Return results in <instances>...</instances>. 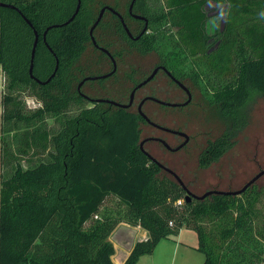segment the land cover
Masks as SVG:
<instances>
[{"label": "trees", "instance_id": "16d2710c", "mask_svg": "<svg viewBox=\"0 0 264 264\" xmlns=\"http://www.w3.org/2000/svg\"><path fill=\"white\" fill-rule=\"evenodd\" d=\"M103 1L79 0L75 17L62 24L73 13L76 0H0L17 8L0 7V74L6 83L2 124L7 132H15L16 153L25 157L23 167L10 149H2L0 264H112L114 250L108 238L113 222L105 217L93 220L109 196H115L148 234L146 241L133 245L122 264H138V258L150 255L159 241L183 228L195 233L203 264H264L263 191L248 199L241 197L249 190L239 196L216 195L186 203L184 191L166 178H156L159 168L139 150L142 121L136 113L95 104L69 115L70 108L88 104L73 87L82 75L77 64L90 44V24ZM205 1H164L166 21L176 29L186 55H200L208 72L224 79L232 71L236 46L248 50L235 65L233 85L215 90L208 100L210 107L218 109L226 130L198 156L200 168L214 163L230 146L226 141L236 134L231 125L239 131L245 126L252 97L264 99V25L244 27L243 21L264 0H224L228 16L221 28L214 27L212 47L205 33ZM128 2L120 14L129 29ZM132 12L150 21L144 0H134ZM51 25L58 26L47 30L42 39L43 30ZM97 25L96 30L109 29L108 36L99 38L94 30L93 38L115 58L122 60L133 45L143 53L148 50L144 34L132 41L111 13ZM33 31L37 42L29 78ZM55 60L57 70L50 81L37 83L47 80ZM192 80L196 84L198 76ZM23 95L32 97L40 108L22 110L18 99ZM47 119L57 127L48 128ZM17 123L22 129L16 133ZM42 154V159H32ZM181 198L183 206L177 210L174 203Z\"/></svg>", "mask_w": 264, "mask_h": 264}, {"label": "rangeland", "instance_id": "374dc122", "mask_svg": "<svg viewBox=\"0 0 264 264\" xmlns=\"http://www.w3.org/2000/svg\"><path fill=\"white\" fill-rule=\"evenodd\" d=\"M113 1L115 2L113 3ZM126 1L127 0H104L103 2L104 5H110L111 3L115 4L119 13H124V10H126ZM164 1L165 0H144V7H146L147 10L146 13L150 17V21L147 22V29L144 32V42L146 43L148 50L143 53L137 45H133L130 49H128L127 53L122 56V63L121 61L118 62V66L119 68H122V71L124 70L127 73L129 71L130 73L132 72V74H130V78L125 81H122L119 76H116L117 79L115 80H117L119 90L121 94L124 95L126 100L132 82L139 81L141 77H145L153 66L161 61H164L165 64L177 75L180 73L187 76L197 75L198 81L196 83V88L200 89L199 91L202 94V106L204 109L199 113L197 112L196 114H191L192 116L188 120L187 131L191 135L200 133V140L198 142L199 147L194 152L187 151V153L182 152L179 155L173 156L174 158H180L184 161L182 167H174V173L180 181L187 186L190 193L197 197L210 190L230 192L239 190L253 176H255L256 173L264 170V99L254 96L248 102L246 116L247 122L244 128L240 131L237 127L232 129V131H236V134L229 140L233 139L235 141L227 147L218 160L207 168H200L198 166L197 157L199 153L203 151L205 146L210 143V141L225 132L226 127L219 118L218 109L209 107L208 100H210V96L213 92H215V90L233 85L235 65L238 63L240 55L246 57L248 49L243 48V46L238 47L237 45L231 55L232 71L230 76L224 79L217 78L214 74L212 75L208 72L204 59L201 58L200 55L195 56L194 58L186 55L185 47L178 41L179 38L176 34V29L171 27L166 21L167 8L164 6ZM218 4L221 5L222 8H218ZM203 5L206 15L205 33L208 36L207 43L210 44V47H212L214 39H216V35L213 34L214 26L211 25L210 18L215 19L218 12L223 10L226 15L225 19L219 22V26L221 28L222 25L225 24L229 7L224 0L220 2L215 0H206ZM261 11H264V5L262 7H258L254 15H249L244 18V27L245 25L251 24H256L260 27L264 25V20L258 17V13ZM126 22L129 25V31L131 33L135 30H140L142 26L141 23L136 22L134 19L130 18V16L126 19ZM108 32L109 29L107 31L106 28H98L95 33L99 38L103 37L104 39L105 37L107 38ZM110 39L111 37L109 38V41ZM112 41L116 45L119 44L117 43L116 38H113ZM78 61L77 65L82 69V75H79L80 78L88 75H94L95 73L98 75L104 74L110 67L108 60H106L99 51L94 49L91 44L87 46L85 52L81 55ZM121 70L117 75H121ZM103 85L106 88L111 84L109 81L105 82ZM86 87L87 85L82 88L83 93L88 92ZM5 88L6 83H3L0 74V157L2 158V149H10L13 153V158L21 161L22 166L25 167V164L22 163L25 157L16 153V141H14L13 136L15 132H7L6 128L2 124L1 100L2 95L5 92ZM23 96L18 99L22 110L25 112H32L40 108L39 103H37L32 97L26 95ZM100 96H104V94H101ZM151 106L152 105L150 103H146L143 106L142 110L145 115L148 114ZM89 107V104H79L78 106L70 108L68 112L69 115H74L77 113L78 109ZM132 110L135 112V107ZM181 121V116L178 117L173 111H169L166 119H163L164 123L168 125L170 124L171 126H176V124L180 125V123H182ZM45 124L48 128L57 127L51 119H47ZM16 128L19 130L16 131V133L20 132L22 124L17 123ZM145 128L146 127H144L141 123V131L145 130ZM142 137L143 134L140 132L139 138ZM29 155L30 154L26 156V160L30 158ZM150 155H152V153ZM43 157V154L36 155L32 159L35 161L42 159ZM167 167L171 170L173 165L170 164V166ZM1 170L0 165V176ZM5 170L8 171L9 168H6ZM156 178L159 180L166 178L170 182H174L172 177H169L162 172L157 174ZM256 191L264 192V176L259 178L253 187L247 191V193L242 195L241 199H248L252 197ZM184 196L185 194L182 195V198H184ZM263 203L264 201H261V205ZM181 212L182 211H180V213ZM98 213V219L105 217L113 222L114 228L111 234L120 224L126 225L130 228L138 227L141 229L135 224L133 214L129 213L127 208L115 196L107 197L102 203ZM93 220L96 221L95 219ZM111 247L113 246L111 245Z\"/></svg>", "mask_w": 264, "mask_h": 264}, {"label": "flooded vegetation", "instance_id": "af4514ba", "mask_svg": "<svg viewBox=\"0 0 264 264\" xmlns=\"http://www.w3.org/2000/svg\"><path fill=\"white\" fill-rule=\"evenodd\" d=\"M102 6H104V5H102ZM106 6H108V5H106ZM109 6L111 8H113L111 5H109ZM100 7H99V9H100ZM109 13L113 14L111 11H104L102 16L109 14ZM127 14L129 15L128 10H127ZM130 18H132V17L130 16ZM132 19H134V18H132ZM134 20L136 22H139L142 24V21L137 20V19H134ZM97 26L93 29V32H92L93 37H94V30H96ZM142 27H143V24H142L140 30L142 29ZM140 30H138V31L135 30L131 34L133 36H136L140 32ZM137 39H132V41H137ZM94 42L96 43L95 39H94ZM90 44L94 49L99 51L98 48H96L95 46L92 45V43H90ZM96 45L98 47H101L97 43H96ZM101 48H103V47H101ZM101 54L103 55V57L106 60H108L109 66H110L109 70L104 74L98 75L95 73L94 75H88L85 77H81L74 84L73 92L75 93V95H78L80 98L85 100L89 105L104 104V105H107L108 107H110L111 109L112 108L114 109V108H116L114 105H109V104L104 103V102H96V101L97 100L109 101V102H114V103L122 104V105L128 104V102L130 100L131 91L134 89V87L137 86L138 84H140L141 82H143L145 80V78L148 77V75L153 70L156 69V72L154 73L152 79L149 80L148 82H146L145 85L136 89L133 92L132 97H131V104L129 105V107L126 110H130V111L134 112L132 109L135 107L136 111L134 113H136L138 115V110H137L138 104L141 101L148 98L141 105L140 110L143 113V115L145 117H147L149 123H145L142 120V118L138 115L142 121L143 126L146 127L145 130L141 131L143 134V137L139 138L138 143L142 144L141 148L144 150V152H146V154L148 153L150 155L152 153V155H150L152 157V159H154V161H156L162 167L168 168L167 166H170V164H172L173 165V168H171L172 171L169 168L168 169L174 173V171H175L174 167L175 168L176 167H182V165L184 164L183 163L184 161L180 158H174L173 156L179 155L182 152L187 153V151L194 152L199 147L198 142L200 140V133H195L194 135H191L187 131L188 120L191 118V116H192L191 114H196L197 112L199 113L204 109L202 106V102H203L202 94L199 91L200 89L196 88L197 86H196L195 82L192 80L193 76H187V75H184L181 73L179 75H177L173 72V70L170 69V67H168L165 64L164 61H161V62L155 64V66H153V68L150 70V72L147 75H145V77H141L139 79V81H135V82L133 81L132 82L131 87L129 88V91H128V97L125 100L124 95L121 94V92L119 90V86H118L119 84L117 83V80H115V79H117L116 76H119V77H121L122 81H125V80L130 78L129 75L132 74V72L130 73L128 71V73H127L124 70L122 71L121 70L122 68H119V66H118V62L121 61V63H122L123 60H120L118 58L111 56V54H109V52H108L109 56L114 61V65H115L114 70L111 72V70L113 69L112 60H109L103 53H101ZM120 70L122 72V73H120L121 75H117L120 72ZM110 72H111V74L107 78L100 79V80H94V81H85L82 85H80L78 87V84L86 77L102 76V75H106ZM109 81H110L111 85H109L105 88V86L103 84L105 82H109ZM85 85H87L86 90H88V92L83 93L82 88ZM101 94H104V96H100ZM146 103H150L152 106L149 108L148 114L145 115L142 108ZM116 109H119V108H116ZM169 111H173L178 117L181 116V119H182L181 122L182 123H180V125L176 124V126H171L170 124L168 125V124L163 122V119H166ZM220 120L222 122L221 118H220ZM225 127H226V125H225ZM232 127L233 126L231 125L229 128L230 131H232ZM165 129H167L168 131ZM223 134H220V136L215 137V139L210 141V143L211 144L214 143L215 140L218 139L219 137H221ZM234 141L235 140H233V139L232 140L227 139L226 142H228L229 144H232ZM149 146H150L151 150L149 149ZM208 146H209V143L205 146V148L203 149L202 152H205L206 149L208 148ZM202 152H200L198 156H200L202 154ZM197 161H198V157H197ZM159 170H160L159 172H162L163 174H166L169 176V174H167L166 172L162 171L161 169H159ZM169 177H171V176H169ZM181 183H182L185 191L188 194H190L192 197H197V196L190 193V190L187 188V186H185L183 184V182H181ZM254 184H252L249 188L244 190L241 194H244L245 191L250 190ZM213 191H215V190H210V191H206V192H213ZM216 191H219V190H216ZM206 192H204V193H206ZM222 192H230V191H222ZM204 193H202V195ZM241 194H239V195H241ZM239 195H236V196H239ZM213 196L214 195L206 197L204 199H210ZM190 202H197V201L194 198L193 199L191 198Z\"/></svg>", "mask_w": 264, "mask_h": 264}, {"label": "water", "instance_id": "95a60500", "mask_svg": "<svg viewBox=\"0 0 264 264\" xmlns=\"http://www.w3.org/2000/svg\"><path fill=\"white\" fill-rule=\"evenodd\" d=\"M133 2H134V0H129V2H128V4H127V7H128L127 10H128L129 15H130L132 18L142 21L143 27H142V29L140 30V32L138 33V35L133 36V35L131 34V32L129 31L127 25L124 24L123 19H122V16H121L116 10H114V9L111 8L110 6H106V5L100 7V9L97 11L96 16H95L94 19L92 20V23L90 24L91 26H90V28H89V30H88L89 42L92 43L93 46H95L96 48H98V50H99L101 53H103V54H104L109 60H112V59H111V57L109 56L108 52H107L104 48L98 47V46L96 45V43L94 42V38H93V36H92L93 29L97 26L96 24H97V23L99 22V20L102 18V15H103L104 11H111V12H112L114 15H116V17L118 18L119 23H120V25H122V28H123V30H124L126 36H128V38H130V39H137L139 36H141L142 34H144V32H145L146 29H147V25H148V24H147V19H146L145 16H141V15H138V14H134V13H132V4H133ZM0 7H3V8H7V7H8V8H12V9L17 10V8H16L15 6H13L12 4H9V3L5 4V3H3V2H0ZM78 7H79V0H76V3H75V7H74V11H73V13H72L71 16H70L67 20H65L62 24H67V23H69L70 21H72V19L75 17V14H76V13L78 12V10H79ZM58 25H61V24H58ZM58 25H51V26L46 27V28L43 30V32H42V39H44L47 30H49V29L52 28V27H57ZM33 32H34L33 43H32L33 46H32V49H31V51H30L29 61H28V62H29V67H28V70H27V74H28V77H29V78H31V71H32V66H33V62H32V60H33V55H34V51H35V48H36V42H37V33H36V31H33ZM112 64H113V69L111 70V72L114 70V66H115L113 60H112ZM57 65H58V62L55 60V67H54L52 73L50 74V76L47 78V80H45L43 83H40V82H37V83L43 85L44 83L49 82L50 79L53 77V75L55 74V72H56V70H57ZM111 72L108 73V74H106V75H102V76L86 77V78H84V79L78 84V87H79L80 85H82L85 81H94V80H100V79L107 78V77L111 74ZM155 72H156V69L153 70V71L148 75V77L145 78V80H144L143 82H141L140 84H138L137 86L134 87V89L131 91L130 100H129L128 104H126V105H122V104H117V103H114V102L101 101V100H97L96 102H104V103H107V104H109V105H114L116 108H119V109H122V110H126V109L129 107V105L131 104V97H132L133 92H134L136 89H138V88L142 87L143 85H145L146 82H148L149 80H151ZM147 99H148V98H146L145 100L141 101V102L138 104V106H137L138 115L142 118V120H143L145 123H149V121H148L147 117H145V116L143 115V113L141 112L140 107H141V105H142ZM165 130H167V129H165ZM167 131H168V130H167ZM141 146H142V144H141V143H138V147H139V150L141 151V153H142L146 158H148L149 161H151V162H153L154 164H156L157 167H158L159 169H161L162 171H164V172H166L167 174H169V176H171V177L173 178V180H174V182L177 184V186H178L181 190L184 191V194H185V196H184V200H185L186 203H189V202L191 201V198H192V199L194 198L196 201L200 202V201H202L204 198L209 197V196H212V195H214V196H216V195H222V196H231V197L236 196V195H239V194H241L244 190H246L247 188H249L252 184H254V183H255L260 177L264 176V170L259 171V172L256 173L255 176H253V177L250 179V181L247 182L243 187H241L239 190H235V191H233V192H222V191H216V192H215V191H213V192H206V193H204L203 195H200L199 197H192L190 194H188V193L185 191V189H184V187H183V185H182L180 179H179V178H178L173 172H171L168 168H166V167L164 168V167H162L161 165H159L156 161H154V159H152V157H151L148 153L146 154V152H144V150L141 148ZM110 239H111V238H108V241H109ZM134 244H135V243H134ZM134 244H133V245H134ZM133 247H134V246H132V248L129 250V254H130V252L132 251ZM129 254H128V255H129ZM127 257H128V256H127ZM127 257H126V258H127ZM126 258H125V259H126ZM110 259H111V263H112V264H119V263L116 261V258H115V257L112 256ZM125 259H124V260H125ZM123 262H124V261H123ZM123 262H122V263H123Z\"/></svg>", "mask_w": 264, "mask_h": 264}, {"label": "crops", "instance_id": "0c3cea01", "mask_svg": "<svg viewBox=\"0 0 264 264\" xmlns=\"http://www.w3.org/2000/svg\"><path fill=\"white\" fill-rule=\"evenodd\" d=\"M114 247L116 261L122 264L129 250L136 242H144L148 238L145 230L138 227L118 225L109 236ZM196 236L192 230L183 228L177 235L159 241L150 255L138 258V264H203V255L196 251Z\"/></svg>", "mask_w": 264, "mask_h": 264}, {"label": "clouds", "instance_id": "9594fccd", "mask_svg": "<svg viewBox=\"0 0 264 264\" xmlns=\"http://www.w3.org/2000/svg\"><path fill=\"white\" fill-rule=\"evenodd\" d=\"M218 8H222L221 5H217ZM225 12L223 10L219 11L215 19L210 18V23L214 27H219V22L225 19ZM258 17L264 20V11L258 13Z\"/></svg>", "mask_w": 264, "mask_h": 264}, {"label": "built area", "instance_id": "2783aa9c", "mask_svg": "<svg viewBox=\"0 0 264 264\" xmlns=\"http://www.w3.org/2000/svg\"><path fill=\"white\" fill-rule=\"evenodd\" d=\"M210 45V44H209ZM211 50V49H210ZM209 51V50H208ZM183 206V199L181 200H177L175 203H174V208L175 209H180L181 207ZM95 220L98 219L97 216L94 217ZM168 226H172V222H168Z\"/></svg>", "mask_w": 264, "mask_h": 264}]
</instances>
